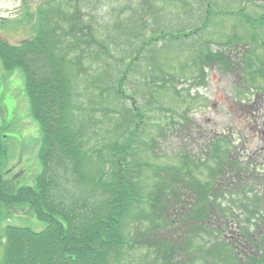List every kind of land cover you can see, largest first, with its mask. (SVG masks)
Instances as JSON below:
<instances>
[{
	"label": "rangeland",
	"instance_id": "1",
	"mask_svg": "<svg viewBox=\"0 0 264 264\" xmlns=\"http://www.w3.org/2000/svg\"><path fill=\"white\" fill-rule=\"evenodd\" d=\"M197 1L0 0V34L9 42L46 29L47 46L70 85L74 130L82 134V152L94 157L91 164L102 165L112 148L138 135L128 159L132 180L142 188L139 206L146 208L129 214L126 231L147 236L121 264H244L238 258L250 263L253 257L258 263L250 264H264V141L252 129L264 122L263 112L254 115L252 108L264 104V46L246 31L248 10L259 8L255 0H245L247 8L242 0ZM39 62L48 67L43 55ZM25 81L21 68L7 69L0 60V168L18 186L34 185L44 170L41 124ZM197 92L215 102V110L197 109ZM208 117L218 129L228 128L224 154L216 150L220 138L216 147L209 144L215 133L203 129ZM223 165L230 168L225 188L216 178ZM71 187L76 195L101 193L87 181ZM171 190L179 191L177 198ZM213 190L217 197L206 202L212 211L198 218L188 207L197 208L202 201L196 200ZM162 195L168 210L157 209ZM9 224L37 232L47 225L28 208L4 212L0 255ZM156 239L166 240L167 250L158 249ZM113 257L109 262L118 264Z\"/></svg>",
	"mask_w": 264,
	"mask_h": 264
},
{
	"label": "trees",
	"instance_id": "2",
	"mask_svg": "<svg viewBox=\"0 0 264 264\" xmlns=\"http://www.w3.org/2000/svg\"><path fill=\"white\" fill-rule=\"evenodd\" d=\"M45 31L41 26L34 37L20 44H11L0 36V60L4 67L21 68L25 73L32 114L41 124L39 156L44 167L34 185L24 186H18L15 180L4 177L0 168V218L4 212L25 211L28 208L47 223L39 232L28 227L6 225L0 264H113L109 262L111 256H114L115 263L121 264L123 262L118 260L123 259L126 251L143 245L147 236L144 230L136 233L126 231L129 214L145 207L139 206L143 205L142 188L140 190L136 180H132V165L128 159L132 153L130 150H133L131 144L138 141V135L135 134L120 147L112 148L115 150L107 156L104 154L102 165L90 163L94 157L89 152H82L79 137L82 134L78 136V130H74L73 118L76 117L69 113L72 99L69 82L62 66L55 63L56 56L47 46ZM40 55L47 59V68L41 66ZM129 119L130 116L126 118L127 121ZM223 139L216 140L221 144L219 149L213 142L210 143L220 154L226 152L221 143L225 142ZM229 165L232 167L233 163ZM228 169L226 165L221 166L216 178H222L223 182ZM85 181L101 193L90 197L76 195L71 185ZM177 192L173 191L176 198ZM205 195L203 200H196L202 201L197 208L194 204L188 207L196 212L198 218L208 216L212 208L209 206L211 202H206L217 197L214 190ZM182 200L179 197L178 201ZM156 203L157 209L162 210H168L170 204L165 195ZM188 208L181 220L188 214ZM216 213L213 211L209 216L212 218ZM156 240V247L162 250L166 240ZM172 250L176 251L174 246ZM258 258H251L250 263H258ZM238 260L250 264L240 258ZM163 263L166 261L163 260Z\"/></svg>",
	"mask_w": 264,
	"mask_h": 264
},
{
	"label": "flooded vegetation",
	"instance_id": "3",
	"mask_svg": "<svg viewBox=\"0 0 264 264\" xmlns=\"http://www.w3.org/2000/svg\"><path fill=\"white\" fill-rule=\"evenodd\" d=\"M255 2L257 3V5L255 6V10L257 8H259V10L256 11V13L251 12V11L248 10L247 16L251 17V18H255L256 22H257V25L249 26L246 29V31L249 32L250 35H253L256 38V40L261 41L260 42L261 45H258V47H261L262 50H263V46L262 45H264V33L260 32V31L264 29V25H261V23L258 22L257 18L264 19V0H255ZM246 3L247 2L245 0H242V8H247L245 6ZM242 65H239L236 68L240 71L241 70L240 66H242ZM259 65L260 66H264V63L261 61V62H259ZM230 68H232V67H230ZM238 79H239V82L241 84L243 82L242 81L243 78H242L240 73L238 74ZM256 100H261V99H259L258 96H257ZM197 101H198L197 109L205 111L206 114H208L209 111H213V109L215 110V108H216V103L215 102H210L208 100L207 96H199L197 98ZM254 102H252V104ZM252 108H253L254 115L255 114L259 115L262 112L264 114V104L262 102H260L258 104H257V102L254 103ZM205 124H206V128H203V129H205L207 131H214V133H215V136L212 135V138L209 137L210 139H212V142L214 141L215 138H218V137L226 138L229 135V132H227L228 128H226V129H224V128L218 129L217 124L215 123V121L211 117L206 118ZM196 128H200L201 129L202 125H200L198 123V124H196ZM252 129L253 130L256 129L255 131L261 135V138L264 141V122H261L259 124H258V122H255L254 123V128H252ZM208 133H210V132H208ZM223 184H225V182H223Z\"/></svg>",
	"mask_w": 264,
	"mask_h": 264
}]
</instances>
